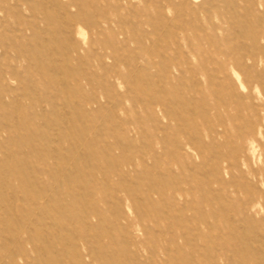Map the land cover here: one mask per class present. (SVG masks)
<instances>
[{"label": "rangeland", "instance_id": "374dc122", "mask_svg": "<svg viewBox=\"0 0 264 264\" xmlns=\"http://www.w3.org/2000/svg\"><path fill=\"white\" fill-rule=\"evenodd\" d=\"M0 264H264V0H0Z\"/></svg>", "mask_w": 264, "mask_h": 264}]
</instances>
